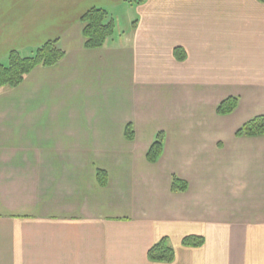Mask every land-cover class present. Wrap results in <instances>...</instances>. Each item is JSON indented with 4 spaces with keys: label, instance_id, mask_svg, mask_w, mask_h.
<instances>
[{
    "label": "crops",
    "instance_id": "0c3cea01",
    "mask_svg": "<svg viewBox=\"0 0 264 264\" xmlns=\"http://www.w3.org/2000/svg\"><path fill=\"white\" fill-rule=\"evenodd\" d=\"M94 8L116 31L89 50ZM55 40L59 64L0 93V264H169L148 259L164 237L170 264H264V136H236L264 116V2L0 0V63Z\"/></svg>",
    "mask_w": 264,
    "mask_h": 264
},
{
    "label": "trees",
    "instance_id": "16d2710c",
    "mask_svg": "<svg viewBox=\"0 0 264 264\" xmlns=\"http://www.w3.org/2000/svg\"><path fill=\"white\" fill-rule=\"evenodd\" d=\"M145 0H131L132 3L140 4ZM264 2V0H260ZM108 12L104 9H91L81 18L84 46L86 49L94 50L103 48L116 31L113 20L107 21ZM175 57L178 61L186 60V53L182 48L175 49ZM65 52L59 47V42L49 41L36 48L30 55L21 56L18 52L10 53L6 63H0V93L8 88L18 87L34 69L38 67H54L65 57ZM238 98H228L218 107L217 113L221 116L232 114L238 107ZM238 138H252L264 136V116H258L245 123L236 132ZM128 140H134L132 125L126 128ZM165 134L160 132L147 153V160L151 164L157 163L164 150ZM98 180L102 187L107 184L104 171L98 172ZM186 182L174 177L172 180V192H186ZM183 246L200 248L205 244V239L199 236H188L183 239ZM148 259L154 263H173L175 260L174 249L170 246L167 237L162 238L148 251Z\"/></svg>",
    "mask_w": 264,
    "mask_h": 264
},
{
    "label": "rangeland",
    "instance_id": "374dc122",
    "mask_svg": "<svg viewBox=\"0 0 264 264\" xmlns=\"http://www.w3.org/2000/svg\"><path fill=\"white\" fill-rule=\"evenodd\" d=\"M130 12L131 11H124V13L122 14L121 16V19L119 18L118 20V33H121V32H125V31H128L129 30V27H130V20L129 18L131 19V15H130Z\"/></svg>",
    "mask_w": 264,
    "mask_h": 264
}]
</instances>
